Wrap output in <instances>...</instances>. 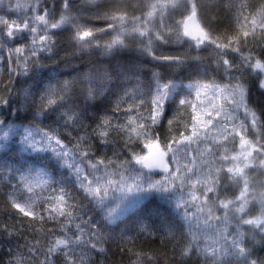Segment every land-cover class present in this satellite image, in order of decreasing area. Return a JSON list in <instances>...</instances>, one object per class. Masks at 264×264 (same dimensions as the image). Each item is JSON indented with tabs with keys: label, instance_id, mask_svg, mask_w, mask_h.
I'll return each mask as SVG.
<instances>
[{
	"label": "snow or ice",
	"instance_id": "snow-or-ice-1",
	"mask_svg": "<svg viewBox=\"0 0 264 264\" xmlns=\"http://www.w3.org/2000/svg\"><path fill=\"white\" fill-rule=\"evenodd\" d=\"M252 6L253 0H231L228 11L236 23L231 35L219 31V21L203 12L200 0H140L139 6L120 0H31L30 15H0V69L6 66L8 73L6 79L0 73V153L16 146L22 160L27 153L50 157L41 159L42 179L36 183L23 168L0 161V178L10 172L16 180L7 184L4 206L22 218L0 230L9 237L31 234L9 264H113L111 245L125 253L133 241L128 229L118 235L115 229L156 194L165 201L176 194L174 207L182 214L183 223L167 225L164 233L176 241L172 264L194 259L196 264H264L255 251L264 250V190L257 191L249 178V170L264 169V107L252 100L253 89L264 94V4L255 12L249 11ZM92 19L105 26H90ZM62 32L71 33L74 55L93 49L112 55L135 45L168 71L153 72L146 93L125 89L112 115L89 125V109L113 95V73L105 67L85 74L79 88L51 78L44 84L42 58L54 53ZM102 34L110 37L105 43ZM169 43L187 44L197 54H157L154 45ZM209 49L210 70L221 83L213 78L187 85L199 104L180 99L183 73L198 70L200 51ZM134 68L139 74L140 66ZM18 77L35 81V89L18 93ZM209 91L212 99L201 108L200 97ZM174 103L191 109L189 119L177 121L174 133L161 140L157 128ZM44 120L52 123L42 127ZM168 125L171 131L173 121ZM58 169L69 170L62 180H72L82 200L56 179ZM156 170L165 175L154 179ZM126 173L135 176L128 180ZM37 188L51 194L41 196ZM138 234L154 233L141 223ZM133 255L130 264H160L158 255Z\"/></svg>",
	"mask_w": 264,
	"mask_h": 264
},
{
	"label": "trees",
	"instance_id": "trees-1",
	"mask_svg": "<svg viewBox=\"0 0 264 264\" xmlns=\"http://www.w3.org/2000/svg\"><path fill=\"white\" fill-rule=\"evenodd\" d=\"M6 1L7 0H3V2L0 3V9L5 6ZM29 2L31 3V0H29ZM80 2L81 0H75V3L77 4ZM101 2H103V0H101ZM120 2L126 5H140V0H120ZM230 2L231 0H200L203 12L207 15L215 17L219 21V31L227 35H231L233 29L236 28V23L228 11ZM262 4H264V0H253V6L249 8V11H258ZM7 7L8 6L5 8ZM136 14L139 15V13ZM84 15L87 17L89 14L85 12ZM201 24H203L202 20ZM90 26L104 27L105 24L104 21L92 19L90 21ZM56 39L57 48L54 53L51 56H44L42 58L43 67L39 70V79L42 80L44 84H47L51 78L52 83L71 81L77 88H79L80 80L85 74L95 72L105 67L109 68L113 73V95L109 96L108 100L104 101L103 104L89 109V114L93 118L87 121L89 125H92L94 122H98V120L103 118L105 115L111 116V110L116 100L119 96L123 95V91L125 89L133 91L139 88L141 91L146 93L148 91V84L152 80V73L158 72L166 74L168 71L162 62L154 61L151 57L142 55L135 49V45H130L128 49L114 52L112 55H105L99 49H93L90 54L74 55L73 53L75 50L73 48L70 32H62L56 37ZM109 39L110 37L106 34H102L101 43H105ZM154 47L157 54L163 55H178L185 53L186 51L192 52L194 55L197 54L195 51L189 49L187 44H156ZM210 52V49L207 51L201 50L199 55L202 58V63L199 66V69H189L183 73L185 87L180 93V99L187 97L189 100L194 102V93L187 85L194 83L197 80L208 83L215 78L217 83H221L219 75L211 72L210 70ZM135 65L140 66L139 74L135 71ZM205 68L209 69L206 75L204 72ZM0 73H2L3 78L6 79L8 75L7 67L5 66L0 69ZM14 79L17 80L15 88L18 93L21 89L34 90L36 87L35 81L27 80L25 77H18ZM252 100L257 108L264 107V94L260 93L256 89L252 90ZM128 103H132V101H128ZM190 112V108H186L179 103H174L170 108H168L166 111V119L163 120L157 128L161 140L174 133L177 127V121L187 123ZM20 115L21 117L28 115L29 118H31V113H21ZM118 115L122 120L123 113H119ZM168 120L173 121L171 131L169 129ZM51 123V120H44L41 126L43 127L44 125ZM248 135V139L250 141L253 138V141H256V136H250V133ZM261 138L264 139V137ZM139 150L140 149L138 148L137 151ZM229 151L231 152V147H229ZM41 159L49 160V154L41 153L37 155L35 153H27L23 154L22 160L21 155L18 154L16 146H13L12 150L7 153H0V161L5 162L9 168H23L24 174L27 175L33 183L42 179L41 176L37 175L39 168L42 166ZM25 161H27V163H25ZM52 163L55 162L52 161ZM63 172H69V170L58 169L55 173H53V175H55L58 181L65 183L68 186V189L73 192V195L76 196L78 200H82L78 186L74 185L72 180L68 179L67 176H65L62 180L61 173ZM16 175L17 178H19V172H17ZM130 175L131 174L126 173L125 178L128 179ZM11 176L12 173L5 172L2 174V178H0V229L4 226L17 225L22 219L18 213L9 212L4 206V202L6 201L7 193L9 191L7 187L9 180H11L13 184L16 183V180L11 179ZM249 178L252 184L256 186L257 191L264 190V169L250 170ZM54 187H56V185H54ZM37 192L41 196H48L51 194L50 191L41 188H37ZM229 195H231V193H229ZM83 202L87 203L86 201ZM88 207L91 208L92 206L89 205ZM95 218H98V216ZM141 223L149 225L150 230H152L154 234L151 236L147 234H138V227ZM173 223H183L182 214L178 213L173 204L168 201L161 200L160 197L154 195L149 200L145 201L144 208L138 214L125 218L124 223H121L119 228L115 229V233L117 235L120 231L128 229V235L133 237V241L126 246L128 249H131V251H126L125 253H120L114 244L111 245V251L109 252L111 261L113 264H130V259H136L133 253L141 252L158 255L160 264H172L170 258L173 255L172 249L176 241L169 242L171 237L165 236L164 233L167 230L166 226ZM48 226L51 227V224ZM23 237L31 239V234L21 232L19 236L9 237L2 230H0V264H9L13 258L12 253L17 252L18 245L19 250H23ZM255 251L257 256H264V250L260 247H257ZM57 264H60V262L58 261ZM142 264H147V261H143ZM193 264H196L195 259L193 260Z\"/></svg>",
	"mask_w": 264,
	"mask_h": 264
},
{
	"label": "rangeland",
	"instance_id": "rangeland-1",
	"mask_svg": "<svg viewBox=\"0 0 264 264\" xmlns=\"http://www.w3.org/2000/svg\"><path fill=\"white\" fill-rule=\"evenodd\" d=\"M1 2H3V0H0V3ZM29 3H30L29 0H7L5 6L0 9V15H3V16H5V18H8V19H17L19 17L25 16L26 14H29L30 15L31 14L30 13V10L28 9V7H26V5L29 4ZM17 4L20 5L19 8H17ZM6 6H8V7L5 8ZM189 89L192 90V92L194 93V90L193 89H191V88H189ZM194 96H195V93H194ZM209 99H212V93L210 91L208 93V97L207 98H205L204 96H201L200 97V100L203 101V104L202 105H199V106L201 108H203L204 106H207L208 105V102H209ZM212 102L213 103H220L221 101H219V100H213ZM193 103H198L199 104V102L196 99L194 100ZM249 133H250V136H256L251 131ZM209 135L210 136L211 135H214V133H211L210 132ZM253 139H251V141L254 143L255 141H253ZM192 147H193V149H195L196 145H193ZM193 155H195V152H193ZM134 176H135V174L132 173L129 176L128 180L133 179ZM153 178L154 179H161L162 177H154L153 176ZM156 196L160 197L159 194H156ZM175 198H176V194H174L173 200L172 201H168V202H170L171 204L174 205ZM190 211H195V209H190ZM193 226H195V222H193Z\"/></svg>",
	"mask_w": 264,
	"mask_h": 264
},
{
	"label": "water",
	"instance_id": "water-1",
	"mask_svg": "<svg viewBox=\"0 0 264 264\" xmlns=\"http://www.w3.org/2000/svg\"><path fill=\"white\" fill-rule=\"evenodd\" d=\"M165 173L162 171V170H156L155 173H154V176H164Z\"/></svg>",
	"mask_w": 264,
	"mask_h": 264
}]
</instances>
